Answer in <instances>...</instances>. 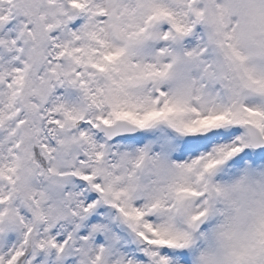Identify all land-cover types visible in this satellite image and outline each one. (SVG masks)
Returning <instances> with one entry per match:
<instances>
[{"label":"snow or ice","instance_id":"6c2138e0","mask_svg":"<svg viewBox=\"0 0 264 264\" xmlns=\"http://www.w3.org/2000/svg\"><path fill=\"white\" fill-rule=\"evenodd\" d=\"M0 264H264V0H0Z\"/></svg>","mask_w":264,"mask_h":264}]
</instances>
